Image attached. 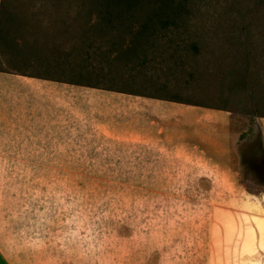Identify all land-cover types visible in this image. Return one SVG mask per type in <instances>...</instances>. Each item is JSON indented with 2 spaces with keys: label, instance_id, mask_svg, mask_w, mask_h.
Listing matches in <instances>:
<instances>
[{
  "label": "rangeland",
  "instance_id": "374dc122",
  "mask_svg": "<svg viewBox=\"0 0 264 264\" xmlns=\"http://www.w3.org/2000/svg\"><path fill=\"white\" fill-rule=\"evenodd\" d=\"M0 71L173 107L123 145L82 134L76 160L0 163L51 262L264 264V0H0Z\"/></svg>",
  "mask_w": 264,
  "mask_h": 264
},
{
  "label": "crops",
  "instance_id": "0c3cea01",
  "mask_svg": "<svg viewBox=\"0 0 264 264\" xmlns=\"http://www.w3.org/2000/svg\"><path fill=\"white\" fill-rule=\"evenodd\" d=\"M150 98L50 76L0 71V163L76 160V142L69 139L82 134L121 145L140 138L135 130L137 115L150 124L156 118L170 117L173 108L171 103ZM77 124L85 127L79 129ZM97 145L101 146L88 141L79 146ZM95 150L107 152L100 147ZM5 186L0 185V264H60L49 257H58V251L35 250L29 245V218L22 214L27 189Z\"/></svg>",
  "mask_w": 264,
  "mask_h": 264
},
{
  "label": "trees",
  "instance_id": "16d2710c",
  "mask_svg": "<svg viewBox=\"0 0 264 264\" xmlns=\"http://www.w3.org/2000/svg\"><path fill=\"white\" fill-rule=\"evenodd\" d=\"M141 3V0H102L103 7L106 9H111V10H131L135 8L137 5H139V2ZM152 20L149 19L147 20V23H151ZM148 24H144V26L147 27ZM144 26H142V31L141 33L145 30ZM149 26H151L149 24Z\"/></svg>",
  "mask_w": 264,
  "mask_h": 264
}]
</instances>
